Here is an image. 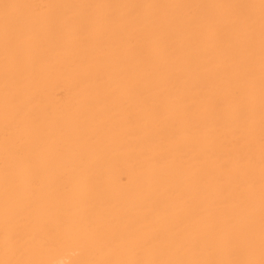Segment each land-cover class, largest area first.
<instances>
[{
	"label": "bare ground",
	"instance_id": "1",
	"mask_svg": "<svg viewBox=\"0 0 264 264\" xmlns=\"http://www.w3.org/2000/svg\"><path fill=\"white\" fill-rule=\"evenodd\" d=\"M0 264H264V0H0Z\"/></svg>",
	"mask_w": 264,
	"mask_h": 264
}]
</instances>
